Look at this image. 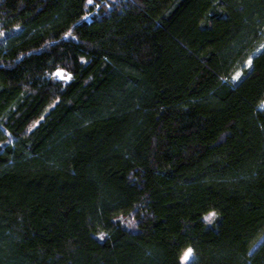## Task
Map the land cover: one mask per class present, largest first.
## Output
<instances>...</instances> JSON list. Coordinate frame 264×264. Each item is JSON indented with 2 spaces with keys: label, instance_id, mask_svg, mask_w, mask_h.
<instances>
[{
  "label": "trees",
  "instance_id": "1",
  "mask_svg": "<svg viewBox=\"0 0 264 264\" xmlns=\"http://www.w3.org/2000/svg\"><path fill=\"white\" fill-rule=\"evenodd\" d=\"M261 45L264 0H0V264H264Z\"/></svg>",
  "mask_w": 264,
  "mask_h": 264
},
{
  "label": "rangeland",
  "instance_id": "2",
  "mask_svg": "<svg viewBox=\"0 0 264 264\" xmlns=\"http://www.w3.org/2000/svg\"><path fill=\"white\" fill-rule=\"evenodd\" d=\"M120 1H123V0H93V2H92L91 4L89 3V5H97V6H100L101 4H102V5L104 4V5L106 6L107 9H108V8L110 9V8H112L113 5L120 3ZM263 49H264V45H261V46L258 48L257 52H256L254 55L258 54V53H259L260 51H262ZM251 59H252V58H251ZM251 59H249V61H251ZM249 61H247V63L245 64V67H248V66L250 65ZM57 73H62L64 76H66V77H70L68 74H66V73H64V72H62V71H57V72L53 75L54 79H57V80H59V81H64V82L69 81V79H62L60 76L57 75ZM240 76H241V72L239 71V72H237V73L233 76L232 81H233V82L237 81V80L240 78ZM263 107H264V105H263ZM212 218H213V217H212ZM188 250H189V249H187V250H185V251L183 252L182 257H181V260H180L181 264H190V262L192 261L193 254H191V256L189 257V259H188L187 261L184 259V256H185V254L188 252Z\"/></svg>",
  "mask_w": 264,
  "mask_h": 264
},
{
  "label": "snow or ice",
  "instance_id": "3",
  "mask_svg": "<svg viewBox=\"0 0 264 264\" xmlns=\"http://www.w3.org/2000/svg\"><path fill=\"white\" fill-rule=\"evenodd\" d=\"M88 2L91 4L93 0H88ZM249 63H251V61H249ZM57 75L60 76L62 79H70V77H66L62 73H57ZM191 254H192V250L189 249L188 252L184 256V259L187 261L189 257L191 256Z\"/></svg>",
  "mask_w": 264,
  "mask_h": 264
}]
</instances>
